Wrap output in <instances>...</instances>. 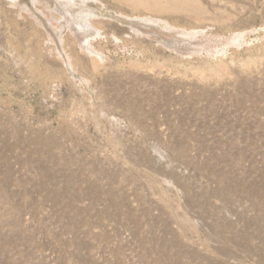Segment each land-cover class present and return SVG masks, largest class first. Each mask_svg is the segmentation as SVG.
I'll return each instance as SVG.
<instances>
[{"label": "rangeland", "instance_id": "obj_1", "mask_svg": "<svg viewBox=\"0 0 264 264\" xmlns=\"http://www.w3.org/2000/svg\"><path fill=\"white\" fill-rule=\"evenodd\" d=\"M0 264H264V0H0Z\"/></svg>", "mask_w": 264, "mask_h": 264}]
</instances>
